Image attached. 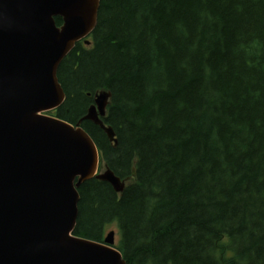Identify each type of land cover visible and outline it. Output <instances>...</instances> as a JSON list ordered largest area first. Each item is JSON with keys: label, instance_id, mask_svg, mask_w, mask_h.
<instances>
[{"label": "trees", "instance_id": "1", "mask_svg": "<svg viewBox=\"0 0 264 264\" xmlns=\"http://www.w3.org/2000/svg\"><path fill=\"white\" fill-rule=\"evenodd\" d=\"M86 40L49 115L125 187L84 182L74 236L116 230L126 264H264V0H99ZM100 92L116 145L82 120Z\"/></svg>", "mask_w": 264, "mask_h": 264}, {"label": "water", "instance_id": "2", "mask_svg": "<svg viewBox=\"0 0 264 264\" xmlns=\"http://www.w3.org/2000/svg\"><path fill=\"white\" fill-rule=\"evenodd\" d=\"M99 0H0V264H126L115 233L101 242L73 234L78 189L92 178L121 193L89 135L47 113L65 99L61 61L92 33ZM55 18L61 19L57 26ZM98 93L82 120L116 145Z\"/></svg>", "mask_w": 264, "mask_h": 264}, {"label": "rangeland", "instance_id": "3", "mask_svg": "<svg viewBox=\"0 0 264 264\" xmlns=\"http://www.w3.org/2000/svg\"><path fill=\"white\" fill-rule=\"evenodd\" d=\"M104 169H103V166L100 167L99 169V172H102ZM113 229V228H112ZM115 231V230H114ZM117 238V235L115 236V239Z\"/></svg>", "mask_w": 264, "mask_h": 264}]
</instances>
